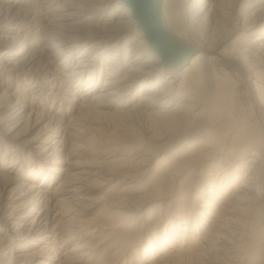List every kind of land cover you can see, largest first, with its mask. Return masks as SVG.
<instances>
[{"label": "bare ground", "instance_id": "obj_1", "mask_svg": "<svg viewBox=\"0 0 264 264\" xmlns=\"http://www.w3.org/2000/svg\"><path fill=\"white\" fill-rule=\"evenodd\" d=\"M160 18L191 50L177 67L124 0H0V264H91L112 233L94 264H264V0H160ZM238 87L260 134L229 106ZM105 118L155 145L79 146ZM183 167L203 177L185 187Z\"/></svg>", "mask_w": 264, "mask_h": 264}, {"label": "rangeland", "instance_id": "obj_2", "mask_svg": "<svg viewBox=\"0 0 264 264\" xmlns=\"http://www.w3.org/2000/svg\"><path fill=\"white\" fill-rule=\"evenodd\" d=\"M86 42L85 43H82L80 44L77 48H76V53L74 54V57H77V55L79 54V52L84 48L83 46H85ZM122 56H125V50H123L121 52ZM76 62V60H74V63ZM165 65V64H164ZM164 74V73H163ZM137 90H138V87H137ZM138 99V98H137ZM137 100H133L132 103L130 104V107L134 104V102H136ZM229 106H232V107H235L236 110L238 112H240L242 114V117H245L247 118L249 124H251V126L254 128L255 130V133L256 134H260V130H259V127H258V123H257V120L256 118L254 117V114L250 113L249 112V107H248V103L245 99V95L243 94V89L241 87H238L237 89H234V92H233V96H232V100L229 104ZM250 116H249V115ZM106 120L103 122H97L96 124H99L97 127H95L94 131H92L91 133L87 134V136L85 135L83 138H77L75 141H78V144L79 146H83V147H87L89 148V146L91 145L92 147H94L93 149H97L98 147H102V146H105L107 145L109 142V144L111 143H122V144H125V143H134V144H142V146H145L148 147L152 146V145H155V144H150L149 142H146L145 140L144 141H139L138 138H141L143 139V136H140L139 133L142 132V126H140V124L137 126V122H125V121H122V119H117V118H105ZM111 119V120H109ZM115 119V120H114ZM109 124H108V122ZM101 124V125H100ZM132 124V125H131ZM136 124V125H135ZM116 125H117V128H116ZM140 127V128H139ZM133 128V129H132ZM220 129L222 128H219V129H215L216 132L219 133ZM135 133L136 135H138L136 138L135 137ZM134 134V135H132ZM141 134V133H140ZM217 135V134H216ZM232 132L231 133H228L227 134V138L230 136H232ZM134 136V137H133ZM213 138H215V134L212 135ZM157 142V144L159 143H167V140H164V141H155ZM81 143V144H80ZM156 144V145H157ZM186 144V143H185ZM185 144H182V146H180V151L181 149H185ZM124 146H127V145H124ZM91 150L90 153H82L81 156H78L76 157V159H80L81 161L85 160L86 158H95L97 156V152L95 150ZM177 148H172V149H169V150H165L164 153H163V156L166 158L169 157V155L171 154H174L176 151L175 150H179ZM94 151V152H93ZM124 151H119V153H122ZM127 152V151H126ZM162 155V154H161ZM163 156H160L153 164H152V167H153V171L147 175L146 177H141L140 179L138 178V180L132 182V183H128V184H124L122 187H126L128 185H130L131 187V192L129 193L130 196H136L138 194H141L142 192L146 191V190H149L150 189V186H151V182H152V178H153V181H154V167H155V164L161 160V158H163ZM246 156H248V153H244L234 164V166L232 168H235L239 163H240V160L242 158H245ZM88 160V159H86ZM217 160V159H216ZM167 161V160H165ZM172 161V159L170 160ZM219 161V160H217ZM170 162L168 161L165 165L169 164ZM164 165V166H165ZM1 167V166H0ZM195 170H193V168H185L183 167L181 170V177L179 178L180 180V183H182L183 186H187L189 184V181H191L192 179L196 178V179H199L200 177H203V176H196L197 174V171H199V168L196 169L194 168ZM193 171V172H192ZM192 173V174H191ZM130 174H137V172L135 171H132L130 172ZM115 179L114 181H112L110 184L106 185L104 188H100L99 190H97L95 193H93V195H91V198H97V200L105 194V192L108 190L107 188L111 187V186H115L117 180L120 179V176H114ZM119 186V185H117ZM201 186V185H200ZM199 186V187H200ZM149 187V188H148ZM203 188V185L201 186L200 190ZM107 189V190H106ZM196 192V191H194ZM102 195V196H101ZM189 198H190V202L193 200H191V197L193 196V191L190 190L189 193ZM99 197V198H98ZM264 201L262 202V207L260 208L261 210V213L258 214V216H260L261 218L263 217V212H264ZM159 204H156V203H153L152 204H149L148 205V208H147V212H153V215L151 217H154L153 218V221L159 216V213H158V210H159ZM102 208H104L103 206V203H97L95 204L94 208L91 209V211L85 216V217H97L100 215V212L103 210ZM150 210V211H149ZM158 213V214H157ZM149 217V214H146L145 218ZM102 221V219H100ZM152 220V218H151ZM113 222V220H110V221H106V222ZM138 222L140 223L141 221L138 220ZM144 222V221H142ZM261 224H259V227H260ZM140 224L136 225L135 227H139ZM255 226V225H254ZM264 226V225H263ZM103 233L106 234L107 232H99L97 234H90L89 235V238H93V237H96L94 238L95 241H99V238H101L103 236ZM118 236L117 234H114L112 233L111 235L108 236V241L106 243H104L105 245L102 247V249L98 252H96L95 254V257L94 259H92L90 262L91 264H94L96 261L99 260V255L101 254H105V255H108L107 257L110 256V252L111 250L113 249L112 246V243H114V239L115 237ZM150 237V236H149ZM88 238V237H87ZM107 238V237H106ZM141 238H145V237H141ZM118 239V238H116ZM132 240V239H131ZM95 261V262H94ZM94 262V263H93ZM131 263V261H130ZM85 264H90L89 261H87ZM118 264H122V261ZM194 264H198L197 262L194 263Z\"/></svg>", "mask_w": 264, "mask_h": 264}, {"label": "water", "instance_id": "obj_3", "mask_svg": "<svg viewBox=\"0 0 264 264\" xmlns=\"http://www.w3.org/2000/svg\"><path fill=\"white\" fill-rule=\"evenodd\" d=\"M133 11L139 28L145 32L152 48L162 57L167 67H177L191 57L186 45L169 35L160 24V0H124ZM153 49V50H154ZM231 74L238 75L235 67L226 64Z\"/></svg>", "mask_w": 264, "mask_h": 264}]
</instances>
